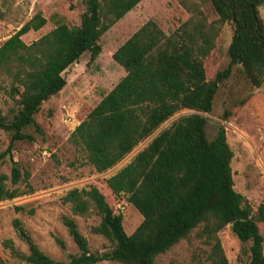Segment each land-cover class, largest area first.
Wrapping results in <instances>:
<instances>
[{
  "label": "trees",
  "instance_id": "obj_1",
  "mask_svg": "<svg viewBox=\"0 0 264 264\" xmlns=\"http://www.w3.org/2000/svg\"><path fill=\"white\" fill-rule=\"evenodd\" d=\"M142 0H87L80 24L59 23L31 44L22 36L38 31L46 19L36 14L0 46V79L10 80L8 94L17 108L11 116L0 114V130L11 134V145L34 138L26 132L41 128L35 116L43 103L66 86L63 73L89 53L94 61L101 53L100 39ZM191 14L167 35L149 20L112 55L126 75L91 110L72 132L70 142L84 154L87 164L103 174L121 163L139 145L147 144L106 184L116 196L142 215L136 230L127 235L123 215L116 214L95 186L72 188L63 197L72 214L85 216L94 209L101 220L92 233L111 244L109 250L92 251L76 221L61 217L62 224L79 249L66 261L46 255L34 242L18 218L12 226L28 246V254L18 250L11 239L4 246L27 264H155L167 252L199 228V235L215 241L219 264L226 259L217 234L227 227L243 243H249L247 264H264L263 243L258 223H264V202L253 214L248 201L234 189L231 169L233 152L224 126L208 140L205 128L220 83L234 66H240L254 88L264 83V22L260 8L264 0H179ZM209 5L218 16L208 21L201 6ZM233 25L228 49L229 65L213 80L206 77L204 60L215 47L220 24ZM3 87L0 82V88ZM18 97V98H16ZM192 110L163 126L182 110ZM9 157L13 167L11 183L28 181L11 155V147L0 152V162ZM8 176L0 175V202L23 194L7 186ZM17 206V211H24ZM232 224V225H231ZM56 243L65 249L64 242Z\"/></svg>",
  "mask_w": 264,
  "mask_h": 264
},
{
  "label": "rangeland",
  "instance_id": "obj_2",
  "mask_svg": "<svg viewBox=\"0 0 264 264\" xmlns=\"http://www.w3.org/2000/svg\"><path fill=\"white\" fill-rule=\"evenodd\" d=\"M86 9L87 0H0V46L38 13L46 19V24L38 31L23 35L22 40L26 44L38 40L59 23L79 25ZM201 10L207 15L208 21L218 19L209 5L201 6ZM190 16L179 0H142L102 36L99 42L102 51L94 61L90 59L89 53H85L63 73L66 86L43 103L35 116L41 132H36L34 128L26 130L33 136L32 141H17L11 145V134L0 130V152L11 147L12 158L20 167L22 177L24 172L30 174L27 182L22 179L17 185H12L10 176L13 165L9 157L0 162V175L8 176L7 186L17 188L23 194L13 200L0 202V264H27L14 257L3 243L11 239L18 250L29 253L28 246L12 226L16 218L22 221L39 248L57 261H66L70 255L79 253L61 222L63 215L76 221L92 251L110 249L111 244L105 237L92 233V227L101 220L97 212L92 209L85 216L74 215L70 205L63 202V197L72 188L97 187L112 210L123 215V227L127 235H131L141 224L143 217L128 202L127 196L116 197L111 192L106 186V179L102 178L104 174L96 173L87 164L85 154L70 142V136L125 76L123 68L113 60V53L149 20L155 21L169 35ZM260 17L264 22V5L260 8ZM233 30L231 23L220 24L215 47L204 60L208 80H213L218 72L228 67V49ZM0 82L3 85L0 88V114L10 117L12 110L17 108L14 99L8 94L10 80L1 77ZM192 112L182 110L163 126ZM204 116L207 118L205 133L208 140L212 141L219 127L224 126L227 143L233 152L231 169L234 189L245 197L254 214L264 202V83L260 88H254L242 68L234 66L231 75L219 85L212 112ZM145 144L147 141L121 163L134 156ZM17 206L24 207V211H17ZM258 227L264 238V223H258ZM56 238L64 242L65 249L58 246ZM217 238L226 264L248 263L250 244L241 242L229 225L217 234ZM218 260L215 241L200 236L197 228L188 238L157 256L155 264H219ZM98 264L120 263L104 261Z\"/></svg>",
  "mask_w": 264,
  "mask_h": 264
},
{
  "label": "crops",
  "instance_id": "obj_3",
  "mask_svg": "<svg viewBox=\"0 0 264 264\" xmlns=\"http://www.w3.org/2000/svg\"><path fill=\"white\" fill-rule=\"evenodd\" d=\"M131 12V11H130ZM124 70V69H123ZM126 75V72H125ZM133 157V156H132ZM132 157H129L128 160L124 161L123 163H119L117 166H115L114 168H112L111 170L107 171L106 173H103L104 175L102 176L103 179L109 178L111 175H113L114 173H116L120 168H122L123 166H125ZM101 175V174H100ZM107 186V184H106ZM108 187V186H107Z\"/></svg>",
  "mask_w": 264,
  "mask_h": 264
},
{
  "label": "water",
  "instance_id": "obj_4",
  "mask_svg": "<svg viewBox=\"0 0 264 264\" xmlns=\"http://www.w3.org/2000/svg\"><path fill=\"white\" fill-rule=\"evenodd\" d=\"M232 225V224H231Z\"/></svg>",
  "mask_w": 264,
  "mask_h": 264
}]
</instances>
